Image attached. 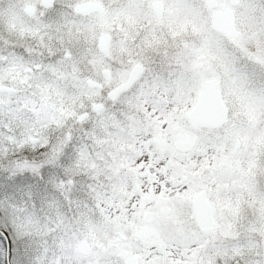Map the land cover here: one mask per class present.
Returning a JSON list of instances; mask_svg holds the SVG:
<instances>
[{"label": "snow or ice", "instance_id": "1", "mask_svg": "<svg viewBox=\"0 0 264 264\" xmlns=\"http://www.w3.org/2000/svg\"><path fill=\"white\" fill-rule=\"evenodd\" d=\"M0 264H264V0H0Z\"/></svg>", "mask_w": 264, "mask_h": 264}]
</instances>
